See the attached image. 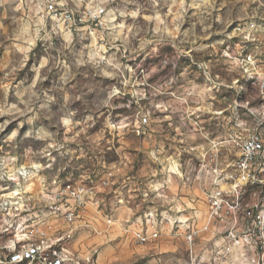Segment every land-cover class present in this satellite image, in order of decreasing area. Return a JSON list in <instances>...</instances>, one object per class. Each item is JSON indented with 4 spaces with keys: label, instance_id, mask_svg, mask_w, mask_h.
I'll use <instances>...</instances> for the list:
<instances>
[{
    "label": "clouds",
    "instance_id": "9594fccd",
    "mask_svg": "<svg viewBox=\"0 0 264 264\" xmlns=\"http://www.w3.org/2000/svg\"><path fill=\"white\" fill-rule=\"evenodd\" d=\"M0 264H264V0H0Z\"/></svg>",
    "mask_w": 264,
    "mask_h": 264
}]
</instances>
